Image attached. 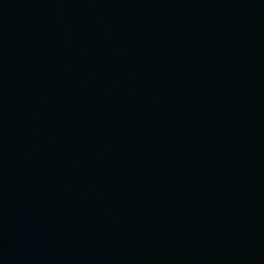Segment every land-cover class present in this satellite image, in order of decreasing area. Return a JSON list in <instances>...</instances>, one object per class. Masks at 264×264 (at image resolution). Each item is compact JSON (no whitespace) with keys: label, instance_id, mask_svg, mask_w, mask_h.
I'll list each match as a JSON object with an SVG mask.
<instances>
[{"label":"water","instance_id":"95a60500","mask_svg":"<svg viewBox=\"0 0 264 264\" xmlns=\"http://www.w3.org/2000/svg\"><path fill=\"white\" fill-rule=\"evenodd\" d=\"M193 59L264 107V0H124Z\"/></svg>","mask_w":264,"mask_h":264}]
</instances>
